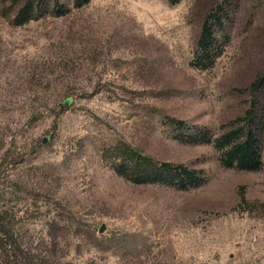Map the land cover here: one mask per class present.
<instances>
[{
	"label": "rangeland",
	"instance_id": "374dc122",
	"mask_svg": "<svg viewBox=\"0 0 264 264\" xmlns=\"http://www.w3.org/2000/svg\"><path fill=\"white\" fill-rule=\"evenodd\" d=\"M25 1L0 0V264H264V0H46L15 25ZM251 99L262 166L226 167L214 140ZM119 144L203 182L134 184L103 157Z\"/></svg>",
	"mask_w": 264,
	"mask_h": 264
},
{
	"label": "trees",
	"instance_id": "16d2710c",
	"mask_svg": "<svg viewBox=\"0 0 264 264\" xmlns=\"http://www.w3.org/2000/svg\"><path fill=\"white\" fill-rule=\"evenodd\" d=\"M87 1L73 0V3L80 7ZM45 2L46 0H26L16 13L14 24L19 26L31 21ZM53 3L56 8H62L58 0H53ZM221 10V7H217L202 24L197 41L198 52L192 63L193 66L201 70L211 68L220 54L219 38L216 35L221 26ZM263 84L264 73L248 88L250 95L253 96L257 93ZM259 120L257 103L251 99L241 123L214 140L216 147L223 151L221 161L224 166L246 171H254L262 166L256 147V125L259 124ZM166 121L174 129L180 130L185 126L184 122L173 118H167ZM186 139L190 140L191 138L187 137ZM103 157L114 158L117 174L134 184L171 183L184 189L203 182V178L195 170L188 169L183 165L155 160L126 144H119L114 148L104 150ZM6 219L7 214L0 211V239L3 242H6L5 239L9 233L7 229L9 222H6L8 221Z\"/></svg>",
	"mask_w": 264,
	"mask_h": 264
}]
</instances>
